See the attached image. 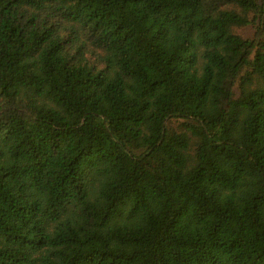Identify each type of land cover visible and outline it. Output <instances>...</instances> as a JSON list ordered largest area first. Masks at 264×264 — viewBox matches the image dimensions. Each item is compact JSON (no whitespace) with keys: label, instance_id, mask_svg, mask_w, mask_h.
<instances>
[{"label":"trees","instance_id":"obj_1","mask_svg":"<svg viewBox=\"0 0 264 264\" xmlns=\"http://www.w3.org/2000/svg\"><path fill=\"white\" fill-rule=\"evenodd\" d=\"M0 264H264V0H0Z\"/></svg>","mask_w":264,"mask_h":264},{"label":"rangeland","instance_id":"obj_2","mask_svg":"<svg viewBox=\"0 0 264 264\" xmlns=\"http://www.w3.org/2000/svg\"><path fill=\"white\" fill-rule=\"evenodd\" d=\"M237 33L245 38H252L255 33V30L253 27L250 26L242 29H237Z\"/></svg>","mask_w":264,"mask_h":264}]
</instances>
